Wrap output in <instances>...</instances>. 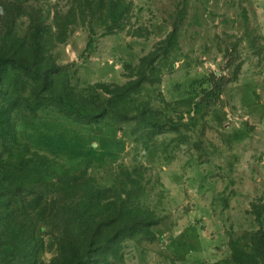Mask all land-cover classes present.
Listing matches in <instances>:
<instances>
[{
    "label": "rangeland",
    "instance_id": "1",
    "mask_svg": "<svg viewBox=\"0 0 264 264\" xmlns=\"http://www.w3.org/2000/svg\"><path fill=\"white\" fill-rule=\"evenodd\" d=\"M98 4L0 0V264L253 257L264 0Z\"/></svg>",
    "mask_w": 264,
    "mask_h": 264
},
{
    "label": "trees",
    "instance_id": "2",
    "mask_svg": "<svg viewBox=\"0 0 264 264\" xmlns=\"http://www.w3.org/2000/svg\"><path fill=\"white\" fill-rule=\"evenodd\" d=\"M104 2H105V0H99V4H98L99 7L102 8L104 6ZM114 17H115L114 19H119V16L118 15L116 16V14H115ZM35 29H36V34L35 35L37 37H39L40 33H41V28L38 27V25H37ZM4 63H6L5 60L0 59V70H1V66ZM18 67L20 69H22L23 71H27L28 70L27 65H25V63L20 62V61L18 62ZM223 81H224V78H222V77L220 79H218L217 81L211 80L212 86H211V90L209 92V95H211L213 99H218L221 96V94H222V92L224 90V86L226 85V83H224ZM41 195L43 196L44 194H41ZM4 196H2L1 198H4ZM55 203H56V208L58 209L59 208V204L61 206V201L57 200V198H55ZM81 205H82L81 207L84 206V204H81ZM61 207H63L65 209V202L64 201L62 202V206ZM66 208L68 209L66 213L70 214V211H72L70 209V205H69V207H66ZM78 212H79L80 219H84V216L86 214V213L84 214V208H80L78 210ZM65 225H68L69 227L71 226V224L69 222L65 223ZM232 251H233L232 259H233V261L236 264H248V262H245L243 260V258L248 259V260L256 259L260 263L264 264V242L263 241H262V243H259V245L256 247L255 255L253 257L250 256V255H247V254L245 255L244 252H237L238 250L235 248V246H232Z\"/></svg>",
    "mask_w": 264,
    "mask_h": 264
}]
</instances>
